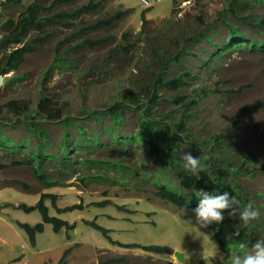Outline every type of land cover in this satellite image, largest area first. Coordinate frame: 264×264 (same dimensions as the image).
<instances>
[{
	"label": "rangeland",
	"instance_id": "1",
	"mask_svg": "<svg viewBox=\"0 0 264 264\" xmlns=\"http://www.w3.org/2000/svg\"><path fill=\"white\" fill-rule=\"evenodd\" d=\"M6 2L1 0L0 36L10 30L3 24L9 19L17 22L33 0ZM53 2L46 0L44 5L49 7ZM90 2L100 5L97 13L73 20L71 27L55 25L50 37H40L41 43L33 42L39 35L31 32L25 44L34 50L25 55L17 71L0 74V122L4 124L0 133L15 145L28 143L13 154L0 150V163L8 165L0 170V264H230L233 253H249L252 246L227 255L217 240H211L212 231L198 228L193 209H178L157 193L161 185L180 189L177 176L184 170V152L197 158L202 154L201 163L205 162L203 156L211 154L218 166L234 169L228 171L224 191L213 194L227 191L239 200L254 201L261 214L249 232L256 241L264 238V107H252L264 105V50L250 44L224 48L231 30L225 22L238 27L256 44L264 43V31L253 27L264 20V0H242L238 18L228 13L231 0H75L49 14ZM127 10L129 13L111 30L85 35L93 40L112 38L106 45L80 48L66 56L69 66L48 71L58 45L63 43V49L77 46L74 41H64L73 32ZM243 17H248V23L241 20ZM184 72L192 74L189 84L178 91L157 87L158 99L153 104L155 120L163 121L162 116H166L179 123L185 110L175 99L184 96L189 98L187 102L200 101L186 115L190 137L178 144L173 170L155 166L145 142L123 141L136 136L141 128L138 105L124 110L119 126L105 114L101 123L89 117L125 96L135 94L138 102L158 75L170 80ZM43 95L67 116L76 118L67 133L59 122L42 125L44 140L22 123L27 120L11 115L9 106L19 101L35 111ZM147 103L145 100L141 105ZM42 117L40 113V122ZM163 136L169 138L167 133ZM117 137L119 143L114 142ZM150 138H154L153 133ZM64 143L72 146L66 161L64 153L68 154L69 148L62 151ZM40 148L54 157L40 163L51 184L37 178L32 166L10 165L31 159L32 152ZM243 160L247 162L244 167ZM43 194L58 196L56 206L45 200L50 216L74 228L56 232L52 224L45 223L33 243L20 224L34 227L43 223V217L39 209L27 212L22 206L36 208ZM72 206L81 208L57 212ZM88 222L109 230L110 239ZM231 233L226 229L220 237ZM148 246L169 247L173 253L160 255L142 248ZM175 251L185 254L184 263L175 258Z\"/></svg>",
	"mask_w": 264,
	"mask_h": 264
},
{
	"label": "trees",
	"instance_id": "2",
	"mask_svg": "<svg viewBox=\"0 0 264 264\" xmlns=\"http://www.w3.org/2000/svg\"><path fill=\"white\" fill-rule=\"evenodd\" d=\"M14 1L15 0H7L6 3ZM45 1L46 0H33V2L27 7L25 12L20 15V18L17 22L9 19L5 24H3V28H10V30H8L9 32L0 40L1 75H6L11 72L17 71L19 69V66L23 63L25 55L34 50V48L30 46V44H25L27 36L31 32H37L39 35L33 42L41 43L42 38L40 37L43 35L45 37H50L52 33L51 28L55 27V25L71 27L73 26V24L71 23L73 20L78 21L85 15L95 14L100 8V5H97L94 2H90L85 6L76 7L72 10H62L54 14L52 13L51 15L49 14V12H52L57 6L68 4L70 2H74L75 0H54V2L49 7H46L44 5ZM196 1L199 2L201 0ZM230 3L231 8L229 9L230 12L228 11L229 15L238 18L239 8L243 3L242 0H231ZM128 13V10L115 12L109 17L100 18L96 22L82 27L79 31L73 32L64 41H74L76 42L77 46L63 49V43L62 45H58L56 48V58L48 71H52L55 68H58L62 71L65 67L69 66L67 64L68 60L66 59V56H69L74 51L80 48L97 49L106 45L109 41L112 40V38L93 40L90 38H86L85 35L91 32H97L102 29L111 30L115 26V24L118 21L122 20ZM241 20L245 23H248V17H243ZM225 24L231 30L230 39L225 44L224 48L235 49L238 46L250 44L252 47H255L259 50H264L263 42L256 44L255 42L243 36L238 27H232L227 22H225ZM253 27L260 28L261 31H264V20L253 24ZM16 45L21 46L16 47ZM175 60L179 61L180 56ZM159 61L162 62L161 59H159ZM191 77L192 74L189 72H184L178 77L170 80H165L163 79V75H158L155 81L151 82L152 84L146 90V96L140 98L138 102L135 101V94H132L131 97L125 96L122 101L115 102L104 111H94L89 117L92 118V116H94L95 121L101 123V115L105 114L119 126L120 123L124 120V110L127 108H132V105H138V110H142V114L140 115L141 128L136 136L122 138L123 141L129 142L134 139L137 141L145 142L148 145V155L153 164L163 171L167 169L173 170L175 164L178 161L175 156L178 144L182 142V140L190 137L187 134L188 128L185 124L186 115L190 114L192 109L196 107L200 101L192 99L190 100V102H187L189 98L184 96H178L175 99V102L179 105H183L185 110L183 116L184 118L179 123H175L172 117L167 118L166 116H162V119L165 120L167 118L166 120H168V122H164V120L162 121L161 119H159L160 121L155 120L153 104L158 99L156 93L157 87H164L165 89H174L178 91L189 84L188 81ZM145 100L148 101V103L145 105H141L143 102H145ZM9 106L11 107V115H17L24 121L27 120V122H23L22 120H18V122L22 121V123L27 124L29 126V129L31 130L30 132L39 136L43 140L46 139V132L44 129H41L42 125H45L48 122H59L67 133V127L71 125V123L76 119L74 117L67 116L63 112V109L46 95H43L41 97V101L36 106L35 111L30 110L28 105H26L25 103L22 104L19 101L10 102ZM252 107L261 108L264 107V105L254 104L252 105ZM40 113H43L44 115V117L41 118V122L39 121ZM0 126L3 127L4 124L0 122ZM116 128L117 127L115 126L113 129L115 130ZM79 129L84 136L83 128L79 127ZM151 133H153V139L150 138ZM163 133H167L169 138H165V136H163ZM119 141L120 140L118 137L114 140V142L116 143H119ZM27 144L15 145L13 144L11 139L0 133V150H6L13 154L16 152L17 147H27ZM71 147V145L68 146L65 143L61 145V149L63 148L62 151L66 150V148H69V150H66L68 154L63 152L65 154V161L69 159V154L72 153ZM122 154V152L118 153V155ZM53 158L54 157L48 155L42 148H40L32 152L31 159H27L25 161H13L10 163V165L13 167H20L24 165L32 166L33 173L37 178L41 179L44 183L51 184L52 181H47L45 176L42 174L40 166L44 163L43 161L47 159L52 160ZM35 162H37L38 164H36ZM41 162L42 164L40 165ZM242 162L244 167L247 162L246 160H243ZM202 164L204 165L205 170L199 172L197 175H192L190 173L186 174L184 170L181 171L180 174H178L177 177L180 189H172L168 185L159 186V192L157 193L158 197L163 201L171 203L178 209H194L199 204V197L196 196L197 191L202 189L210 194H213L214 192H223L224 180L227 177L228 171L234 170L233 167L229 165L228 169H225L223 168V166H218L216 160L211 154H209L208 159L205 160V162ZM112 165L119 167V164L116 162H112ZM7 167L8 165L0 163V170H3ZM209 170L212 171L211 175L209 174ZM24 187L28 188L27 185H24ZM185 190L188 192H185ZM57 197L58 196L55 194H43L36 208L27 207L25 205L22 206V208L27 212L39 209L43 217V223L38 224L34 227L30 226L29 224H20V226L28 233L33 243H35L36 234L43 232L45 223L52 224L56 232H60L64 227H68L69 229L74 228L73 226H69L68 222L50 216L49 208L45 205V200H51L52 203L56 206ZM240 201L242 206L250 202V200L244 197L240 199ZM79 208H81V206H72L65 209H57V212L58 214H62L77 210ZM224 217L225 219L223 220V222L219 224L213 223L212 225L207 227V229L212 231L211 240H217V243L219 244L221 249L225 253H227V255L229 251L236 252L241 250V244L245 245V247H248L252 246L256 242V240L252 236V232H249L251 224L246 228L241 227L242 221L239 219V215L230 217L227 211L224 212ZM88 224L101 231L106 237L110 239L109 230L99 226L95 222H88ZM226 229L231 230V235L229 237L221 238V232ZM236 230L240 232L239 236H234ZM131 247L140 248L141 246L138 244H132ZM142 248L148 252L160 255H169L173 253L172 249L169 247L148 246Z\"/></svg>",
	"mask_w": 264,
	"mask_h": 264
},
{
	"label": "clouds",
	"instance_id": "3",
	"mask_svg": "<svg viewBox=\"0 0 264 264\" xmlns=\"http://www.w3.org/2000/svg\"><path fill=\"white\" fill-rule=\"evenodd\" d=\"M201 156L202 154L197 158L193 157L189 152L183 153L181 157L183 161L182 167L186 174L197 175L199 172L205 170L204 165L201 163ZM203 159L207 160L208 157L205 155ZM196 196L199 197V204L192 211L198 228H207L213 223L219 224L223 222L225 211L228 212L230 217L239 215V219L242 221L241 227L243 228L258 220L261 214L260 210L255 207L254 201H250L242 206L237 196H230L227 191L221 195L210 194L201 189L197 191ZM239 235L240 232L236 230L234 236ZM240 247L244 248L245 245L241 244ZM230 264H264V238L258 239L247 254L239 255L233 253Z\"/></svg>",
	"mask_w": 264,
	"mask_h": 264
},
{
	"label": "water",
	"instance_id": "4",
	"mask_svg": "<svg viewBox=\"0 0 264 264\" xmlns=\"http://www.w3.org/2000/svg\"><path fill=\"white\" fill-rule=\"evenodd\" d=\"M175 258L178 260L179 263H184L185 261V254L180 251H175L174 252Z\"/></svg>",
	"mask_w": 264,
	"mask_h": 264
},
{
	"label": "built area",
	"instance_id": "5",
	"mask_svg": "<svg viewBox=\"0 0 264 264\" xmlns=\"http://www.w3.org/2000/svg\"><path fill=\"white\" fill-rule=\"evenodd\" d=\"M1 5H2V3H1V0H0V9H1ZM2 36H0V38H1ZM1 77V76H0Z\"/></svg>",
	"mask_w": 264,
	"mask_h": 264
}]
</instances>
